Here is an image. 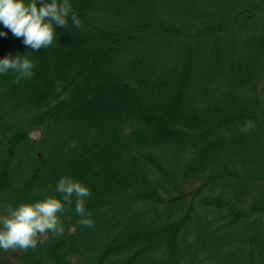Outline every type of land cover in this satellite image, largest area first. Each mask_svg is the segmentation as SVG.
Wrapping results in <instances>:
<instances>
[{
    "label": "trees",
    "instance_id": "1",
    "mask_svg": "<svg viewBox=\"0 0 264 264\" xmlns=\"http://www.w3.org/2000/svg\"><path fill=\"white\" fill-rule=\"evenodd\" d=\"M73 7L101 26L86 51L59 25L34 51L0 36L35 60L0 74V213L70 175L95 224L73 196L63 233L0 264H264V0Z\"/></svg>",
    "mask_w": 264,
    "mask_h": 264
},
{
    "label": "clouds",
    "instance_id": "2",
    "mask_svg": "<svg viewBox=\"0 0 264 264\" xmlns=\"http://www.w3.org/2000/svg\"><path fill=\"white\" fill-rule=\"evenodd\" d=\"M71 23L82 26L83 20L74 10L73 0H0V36L8 30L23 39L27 50H38L51 45L57 37V26ZM26 51H9L0 56V74L10 70L19 83L34 75L35 60ZM91 195L90 187L70 175L59 177L54 193L41 198L9 203L0 213V249L20 250L34 248L41 235L64 232L60 213L72 204L76 197L75 210L79 224L93 226L95 219L86 207V198Z\"/></svg>",
    "mask_w": 264,
    "mask_h": 264
},
{
    "label": "rangeland",
    "instance_id": "3",
    "mask_svg": "<svg viewBox=\"0 0 264 264\" xmlns=\"http://www.w3.org/2000/svg\"><path fill=\"white\" fill-rule=\"evenodd\" d=\"M113 1L114 0H92V5H93V8H96V7L101 8L107 4L113 3ZM87 14H88V12H87ZM90 14L96 16V14H94V13H90ZM97 17H95V18H97ZM107 20H109V19H107ZM107 23L109 24V22H107ZM98 27H101V26H99V24L97 22H94L91 19H88V21L86 22V25L82 24V26H79V27L73 25L71 23V21H69V24L67 26H63L62 34H61V38H62L61 40L65 39V41H66V39H67V41L66 42L63 41L61 46L67 47V50H68V52L66 51L67 57H68V53H69V55H74L77 48L82 49L84 51H86L87 49H90V40H88V39H90V36L92 35V33L95 32V29H98ZM67 35H68V37H67ZM74 35H75V39L71 38ZM87 35H89L88 39L86 37ZM69 37H70V40H69ZM115 59H116V57H115ZM169 89L174 90L172 85L170 86ZM163 98L164 97H162V99ZM35 135H36V133H34V136Z\"/></svg>",
    "mask_w": 264,
    "mask_h": 264
}]
</instances>
